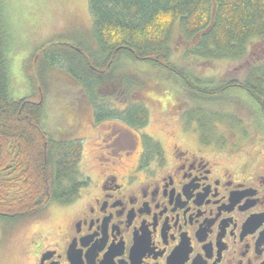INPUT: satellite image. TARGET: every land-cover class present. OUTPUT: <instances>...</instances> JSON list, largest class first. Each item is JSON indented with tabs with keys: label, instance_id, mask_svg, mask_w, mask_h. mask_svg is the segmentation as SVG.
Masks as SVG:
<instances>
[{
	"label": "flooded vegetation",
	"instance_id": "flooded-vegetation-1",
	"mask_svg": "<svg viewBox=\"0 0 264 264\" xmlns=\"http://www.w3.org/2000/svg\"><path fill=\"white\" fill-rule=\"evenodd\" d=\"M38 87L43 101L41 78ZM77 90L81 98L67 101L62 115L76 135L83 126L111 127L96 151L111 162L100 161L74 201L6 222L9 229L18 222L32 229L21 264H264V135L245 131V119L230 117L243 134L228 146L216 139L214 145L197 121L198 134L175 137L166 150L160 140L140 133L151 114L145 101H136L139 91L132 85ZM105 92L126 100L105 103ZM181 101L184 127L191 117ZM137 106L148 115L143 128L119 117L134 114ZM114 127L133 132L124 137ZM55 217L59 222L52 229Z\"/></svg>",
	"mask_w": 264,
	"mask_h": 264
},
{
	"label": "trees",
	"instance_id": "trees-1",
	"mask_svg": "<svg viewBox=\"0 0 264 264\" xmlns=\"http://www.w3.org/2000/svg\"><path fill=\"white\" fill-rule=\"evenodd\" d=\"M89 6L94 45L88 48L59 39L47 42L35 53L37 62L27 67L32 81L34 71L43 77L47 67L57 66L81 86L126 87L123 79L133 83L122 74L124 59L181 73L170 48L176 26L189 43L185 56L210 62L243 60L252 41L264 40V0H89ZM6 19L0 0V222L17 220L51 203L68 204L87 186L78 169L82 141L70 139L67 133L55 138L47 132L44 102L36 95L21 100L10 95L11 35ZM190 81L186 86L190 87ZM196 82H200L194 81L197 87ZM228 89L246 94L255 117H264V66L252 68L242 83L218 84L206 91L221 97ZM137 107L134 114L119 115L131 128L148 124L146 111Z\"/></svg>",
	"mask_w": 264,
	"mask_h": 264
},
{
	"label": "rangeland",
	"instance_id": "rangeland-1",
	"mask_svg": "<svg viewBox=\"0 0 264 264\" xmlns=\"http://www.w3.org/2000/svg\"><path fill=\"white\" fill-rule=\"evenodd\" d=\"M1 1L5 8L7 27L11 35L10 48L7 52L11 97L15 100L35 95L39 97L41 92H39L38 83L40 78L41 82L43 80L41 98L44 102L46 130L55 138L64 137L66 133H69L71 139L83 140V157L78 168L80 179L88 177L93 180L95 177L93 171H99L100 161L103 164L111 162L108 156H102L99 159L96 152L101 150L104 144L101 134L110 130L111 127L100 126L92 130L88 126H83L78 129L79 135H76L70 121L62 115L67 101L81 98L77 90L79 84L75 82V79L65 69L57 66L47 67L43 77L38 73L39 71H34L35 81L27 75L28 65L35 58L38 60V57L34 56L35 53L51 40H68L73 44L80 42L88 48L94 45L96 39L93 34L94 23L89 0ZM184 41L181 30L176 26L170 48L172 61L180 67L181 73L176 74L167 68L158 67L149 62L131 59H124L121 62L124 64L122 72H125L122 74L131 77L133 88L137 90L141 88L136 95V101H145L150 109L151 122L140 133H146L160 140L165 149L170 150L175 137H181L186 133L198 134L194 125V122L198 121L204 133L212 136L211 140L214 145V139H216L220 146H228L229 143L237 141V136L243 134V130L233 127L229 120L233 116L236 119H245V124L248 126L244 128L245 131L250 129L249 133L253 135H264V122L259 117H255L254 109L247 104L249 101L246 94L239 90L228 89L219 97L209 96L206 91V89L216 88L220 81L244 82L252 68L264 64V40L252 41L248 55L236 62H210L195 57L188 58L185 56V51L189 43L188 41L184 43ZM77 68L79 69L80 66L77 65ZM188 79L192 83L195 80L200 82L199 84L196 82L198 86L193 91L186 86ZM123 83L126 87L131 86L124 79ZM101 96L105 103H117L118 101L123 103L126 100V97L120 98L122 95L119 94L111 97L112 95L110 96L108 92ZM181 100L184 101V108L191 117L184 127L178 111ZM79 101L81 102V100L75 102ZM110 108L114 109L115 105L110 104ZM200 110L202 112L199 115ZM215 115L217 119H214ZM205 124L209 125L203 128L202 125ZM115 129L120 130L124 137L133 132L122 127H114L113 130ZM58 220L59 218L55 217L49 226L52 229L55 228ZM8 227L6 222H0V264H21L24 258L23 245L32 235V229L22 228L20 222L13 223L10 229Z\"/></svg>",
	"mask_w": 264,
	"mask_h": 264
}]
</instances>
